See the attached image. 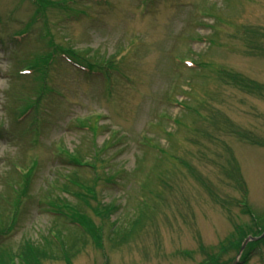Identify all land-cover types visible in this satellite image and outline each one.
Here are the masks:
<instances>
[{"label":"rangeland","instance_id":"obj_1","mask_svg":"<svg viewBox=\"0 0 264 264\" xmlns=\"http://www.w3.org/2000/svg\"><path fill=\"white\" fill-rule=\"evenodd\" d=\"M263 235L264 0H0V264H264Z\"/></svg>","mask_w":264,"mask_h":264},{"label":"trees","instance_id":"obj_2","mask_svg":"<svg viewBox=\"0 0 264 264\" xmlns=\"http://www.w3.org/2000/svg\"><path fill=\"white\" fill-rule=\"evenodd\" d=\"M225 72H227V71L225 70ZM222 79H225L226 82H233V83H235L237 85H242V86H245V87H252L253 89H255L252 85H250L248 82H246V80L244 78H242V76L240 77L239 74L227 72V73H225L224 77H222ZM80 224L82 225V223H80ZM57 240L58 239L56 238L55 241H57ZM23 257H24L23 259H25V260L28 261V263H30V264H36L35 261L29 260V257H28L27 254L23 253Z\"/></svg>","mask_w":264,"mask_h":264}]
</instances>
